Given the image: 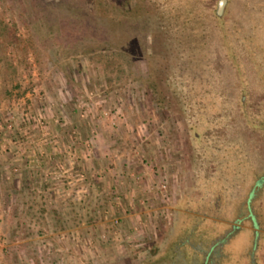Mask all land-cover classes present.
<instances>
[{"label":"rangeland","instance_id":"1","mask_svg":"<svg viewBox=\"0 0 264 264\" xmlns=\"http://www.w3.org/2000/svg\"><path fill=\"white\" fill-rule=\"evenodd\" d=\"M263 182L264 0H0V264H264Z\"/></svg>","mask_w":264,"mask_h":264},{"label":"flooded vegetation","instance_id":"2","mask_svg":"<svg viewBox=\"0 0 264 264\" xmlns=\"http://www.w3.org/2000/svg\"><path fill=\"white\" fill-rule=\"evenodd\" d=\"M205 217L211 219L209 215H205ZM240 218L241 217L237 216L235 220L232 221L234 228L238 227V220ZM202 225L201 222H197L198 232L195 244L196 261L198 264H225L224 261L230 254L229 250H226L225 245L229 242L232 233L229 232L228 229L221 231L219 228L212 232L209 231L208 233L211 232V236L206 237V231L210 230V228L205 226L202 227ZM204 235L206 236L204 237ZM253 261L256 260L253 259Z\"/></svg>","mask_w":264,"mask_h":264}]
</instances>
